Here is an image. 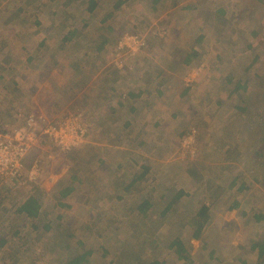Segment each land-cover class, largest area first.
Segmentation results:
<instances>
[{
  "label": "rangeland",
  "instance_id": "1",
  "mask_svg": "<svg viewBox=\"0 0 264 264\" xmlns=\"http://www.w3.org/2000/svg\"><path fill=\"white\" fill-rule=\"evenodd\" d=\"M135 1H123L125 10L118 20L108 21L119 34L108 32V41L118 40L115 47L108 46L112 54L106 52L105 63L99 58L78 61L80 54L76 52L84 46L78 43L71 50L77 67L65 66L62 82L58 71L62 67L55 58L62 57L63 50L55 51L56 43L61 42L64 30H71V22L79 21L68 12L75 10L81 16L84 7H64L63 0H37L31 6L28 0H0V132L24 129L32 121L28 132L35 136L25 157L23 176L0 189V264H69L88 252L91 255L82 264H125L116 260L133 241L143 245L139 255L145 263L261 262L252 246L264 242V220L257 222L253 217L264 216V184L258 194L251 189L234 209L229 208L233 196L220 188L238 175L233 164L222 159L228 144L221 138L225 132L222 121L235 117L232 105L246 106L241 118L253 125L250 131L239 127L243 144H251L247 139L255 140L264 128L260 86L264 74V0H164L159 15L166 18V25L157 27L153 23L159 12L150 10L154 1ZM112 4V0L103 1L102 10L87 15L92 30ZM20 7L23 12L16 15ZM64 8H68L65 13ZM129 8L134 9L132 14ZM63 21L68 25L60 29ZM48 26L54 30L46 34ZM156 28L157 33H165L159 52L165 71L157 81L151 78L148 88L137 81L123 85L126 74H142L131 60L147 54L145 48ZM43 35L49 39L48 48ZM41 41L44 44L32 50ZM126 41L129 46H124ZM249 42L259 48L251 51L259 55L254 65L230 66L226 60L227 65L222 64L221 56L229 55L224 48L243 49ZM232 53L237 54V50ZM243 68L248 71L243 72ZM105 70L109 72L106 82L100 76ZM117 75L125 79L113 84ZM113 85H122L124 90L116 88L110 102L123 105L124 101V107L134 103L132 112L104 114L100 123L94 115L88 123L84 108L92 106L99 111L100 106H96L100 102L107 105L108 91L104 92ZM137 91L142 95L137 97ZM124 94L134 99L126 100ZM14 103L18 107H13ZM71 117H78L85 133L78 147L63 152L60 140H56L59 134L53 136L46 130ZM236 147L242 148L238 143ZM243 151H247L246 146ZM260 162L250 166L260 168ZM33 166L37 176L32 180ZM148 166V177L128 186ZM244 174L252 179L249 173ZM179 190L185 195L176 212L164 215L163 210ZM30 196L40 203V215L33 220L17 212ZM215 197L222 200L212 206L210 200ZM194 198H200L211 215L198 240L192 238L187 216L193 214ZM144 202L147 210L141 211ZM176 236L187 244L191 263L179 260L167 249Z\"/></svg>",
  "mask_w": 264,
  "mask_h": 264
},
{
  "label": "trees",
  "instance_id": "2",
  "mask_svg": "<svg viewBox=\"0 0 264 264\" xmlns=\"http://www.w3.org/2000/svg\"><path fill=\"white\" fill-rule=\"evenodd\" d=\"M36 1L37 0H28V5L31 6ZM50 1H57V0H50ZM63 1H65L66 5L71 4L76 7H84V12L92 15L103 9L102 2L105 0H63ZM153 1L154 3H152V5L156 6L157 1L156 2L155 0ZM80 2L84 3L86 7L84 4L81 5ZM121 5H122V1L114 3L113 7H111L110 10L107 11L106 15L103 18L101 17V21H100L101 24H105V22L110 19L111 12H113V10L117 9ZM21 12H23V8L20 7L16 15H19ZM79 26L80 25H78V27H72L71 30H69L67 34H65L62 37L61 39L62 47L65 44L78 43L77 38L80 37V33H81V31L79 30ZM84 26H86V24H84ZM63 28L64 27L62 26L61 29ZM35 34H37V32ZM107 41L108 40L105 39L103 42H100L101 46L102 47L105 46L106 45L105 42ZM100 48L98 50H100ZM245 84H247L246 81ZM245 84L243 86H245ZM260 84H261L260 85L261 91L264 93V74L262 76V79L260 80ZM232 106L235 109V112L233 113L235 117L231 118L228 121L226 120L223 125L225 130L223 134H225V138H228V144H227V148L222 153L223 154L222 159L224 158L225 160L224 162H226L227 164L232 163L233 164V165L231 164L233 166L232 168L236 169V173L238 175L237 177H232V179L229 180L231 182L227 187L220 188L224 190V193H228L229 196H233L231 206L229 207L230 209L231 208L234 209L236 207L238 208L241 194H246V191L249 190L251 191V189L254 190L256 194H258V192L261 189V184H264V168H263L264 167V128L259 130L258 134H256L255 140L251 141L247 139L248 141L251 142L252 145L251 144L246 145L245 142L243 144L242 139H240L241 136H239L238 134L239 127L243 128L244 130L250 131L251 128H253V125L251 123L243 121V119L241 118V116L244 115L247 111L246 106H237V105H232ZM257 141L260 142V145L255 144ZM237 143L242 147L241 149H237L236 147ZM245 146L247 148V151H243V147ZM260 146H262L263 149H261ZM235 160L238 165L235 163ZM255 161H257L259 165L261 164L260 161L263 162L260 168L254 169L252 168L253 167L252 165L250 166V164H253ZM148 172H149L148 167L143 168V171L136 178L129 181L130 185L128 186L131 187L135 182V180L136 181L144 180ZM244 172L249 173L252 179L251 180L246 179V175L244 174ZM184 195L185 193L183 191L181 190L177 191V193L173 196L172 200L166 205L162 213L165 215L171 211L176 212L175 209L176 205ZM254 197L255 195H252L251 199H253ZM197 202L202 203L203 201L202 200L200 201V198H194L193 203H195L194 204L195 207L193 206V214L190 215L187 213L189 225L193 230L192 238L195 240L202 239L201 235L204 229L209 225L211 220L210 211L207 205L205 203H202L200 204L199 207H197L198 206ZM147 205L148 203L144 202L139 207V209L141 211H145L147 210ZM17 210L19 214L24 215L27 219H32V220L37 219L40 215V203L37 198L30 196L26 199V201L22 205L19 206ZM242 214L246 215V213L244 212ZM253 219L254 221L260 222L264 220V216L262 214H258L255 217H253ZM206 240L207 239H204V241ZM1 244L2 245L5 244V241H3V239L1 240ZM153 246H155V248H158V245L156 244H154ZM252 247L257 250V256L261 260V262L258 264H264L262 263V261H264V242L256 243ZM143 249L144 247L142 244H140L137 241L135 242L133 241L131 242L130 247H126V250L123 253H121L120 256H118L116 262H119L122 259L125 261V264H134L132 263L134 261H137L135 264H159L158 260H152L151 262H146V263L143 262V260L139 255V251ZM167 249L172 250V252L175 255H177L179 260L189 263L192 262L191 261L192 257H190L189 255L187 244L181 240L180 236L174 237L173 240L170 241V243H168ZM90 255L91 252L83 253L82 255L73 258L69 262V264H82L84 262H87ZM211 256L212 253L210 254V258Z\"/></svg>",
  "mask_w": 264,
  "mask_h": 264
},
{
  "label": "crops",
  "instance_id": "3",
  "mask_svg": "<svg viewBox=\"0 0 264 264\" xmlns=\"http://www.w3.org/2000/svg\"><path fill=\"white\" fill-rule=\"evenodd\" d=\"M105 1H109V0H105ZM111 1V0H110ZM123 2V1H125V0H112V2H113V5H114V3H117V2ZM127 1H132V0H127ZM177 1V0H176ZM135 2H137V3H140V4H142L143 3V0H136ZM159 4H157L156 3V5L157 6H152L151 8H150V10H151V12L152 11H154V10H156V11H158L159 13L158 14H155V15H158V18H157V22L156 23H153V24H155V26L157 27V24L160 26L161 25V23L163 24V26H165L166 24V18H164L163 20L162 19H160V11H161V5L160 4H162V3H164V0H159V2H158ZM85 5V4H84ZM113 5L111 6V7H113ZM134 5V4H133ZM64 7H67L68 5H63ZM63 6H61L60 5V7H63ZM127 6H130V5H127ZM173 6H175V4L173 5ZM85 7H86V5H85ZM185 8V7H184ZM183 8V9H184ZM68 8H64L63 10H64V13L66 12V10H67ZM132 8H129L127 11H130V13L129 14H132V12L134 11V9H132ZM125 10V4H122L121 6H119L117 9H115V10H113V12H111V16H110V18H113V19H115L116 21L118 20V17L120 16V14L123 12ZM222 10V9H221ZM230 12H232V9L230 10ZM68 13H71V15H70V17H76V18H79V21H77V22H71L70 23V25L68 26V27H78L77 25L78 24H80V26H79V30L81 31V33H80V37L79 38H77V42L78 43H80L81 45H84L81 49H79V50H77V54H80V56H78V61H81V59H83V61H86V60H89V59H100V61H101V64H104L105 63V61H104V57H105V55H106V52H109V53H111L110 52V50L109 51H107L108 49V46L109 47H111V45H113L114 47H115V45H116V43H117V40L118 39H116L115 41H114V43H111L110 41L108 42H105L106 43V45L105 46H101V44H100V42H103L105 39L106 40H108L107 39V35H108V32H110V33H117V34H119V31H118V29L116 28V26H114L113 25V23H109L108 21H106L105 22V24H101V18L99 19V21H97V24L93 27L95 30H92L91 29V27H90V25H89V22H88V17H87V15H89V14H87L86 12H83L82 13V15L81 16H78L77 15V13L75 12V10L73 11V12H68ZM106 13H107V11L106 12H102L101 13V17L103 18L105 15H106ZM170 13V12H169ZM221 13H224L223 11L221 12ZM171 14V13H170ZM81 17L83 18V20H81ZM149 18V17H148ZM150 19V18H149ZM148 19V20H149ZM213 19H210V21H212ZM65 21H66V19H65ZM125 22H128V20H127V18L124 20ZM95 22V21H94ZM68 25V22H62L61 23V25L64 27L65 25ZM84 24H86V26H84ZM61 26V27H62ZM84 26V27H83ZM153 26V25H152ZM108 28H109V31H108ZM220 27H216V30L217 29H219ZM61 29V28H60ZM157 29L158 28H156V33L155 34H152V36H151V38H150V45H148V46H146V48L145 49H147L148 51H147V54H145V55H140L139 57H137L136 59H132L131 60V58L129 59V60H131V62H134V64H136V67L138 66L139 68L137 69V72H139L140 70H142V74H140V75H136L135 76V74H134V72H132V73H129V74H126L125 76H126V79L127 80H124L125 79V77L124 76H120V75H117V78H115L112 82H113V84L115 83V82H118V81H120V80H124V82H123V85L124 84H127V83H130V81H137L138 83L139 82H142V83H144V87H142V88H148L149 87V82H150V80H151V78H153L152 80H155V81H157V76H162V74H163V72L165 71V69L163 68V67H161V60H160V58H161V56H162V51H161V48L163 49V39L164 38H162V37H164V35H165V33H157L158 31H157ZM33 30V29H32ZM54 29L51 27V26H48L47 27V29H45V33L46 34H49V33H51L52 31H53ZM111 30H113V32L111 31ZM41 31H42V29L39 31V33H41ZM62 31V30H61ZM60 31V32H61ZM95 32L94 34H91V32ZM33 32H37L38 33V30L37 29H35V30H33ZM67 32H68V28H67V30L65 31L64 30V32H62L61 34L62 35H60V40L62 39V37L65 35V34H67ZM124 32H125V30H124ZM86 36V37H85ZM221 36V35H220ZM43 37L45 38H47V36H45V35H43ZM239 39V38H238ZM240 40V39H239ZM238 40V41H239ZM47 41H49V39L47 38V40H45V42H46V47L48 48V42ZM261 41H262V39H261ZM235 42H237V41H235ZM36 43V42H35ZM78 43H71V44H65L63 47L61 46V42H58V43H56L57 45H56V49H55V51H62L63 50V55H62V57H60V58H55V56L53 57V59L55 58V61H57V64H58V62H59V64L61 65V69L59 70L58 69V71H61L60 72V76L62 77V78H60L61 80H62V82H63V68L65 67V66H67V65H69V66H71V65H74L75 67H77L76 66V64L77 63H72V59H73V57L71 58V55H73L72 54V48L76 45V44H78ZM145 43H146V41H145ZM152 43V44H151ZM238 43V42H237ZM236 43V44H237ZM245 43H247V42H245ZM250 44L249 45H251L252 44V47H250L249 45H246L245 46V48H243V49H241L242 47H239V44H237V46L239 47V48H237V49H229V48H224V47H222V48H224V49H226V50H228V52H229V55H228V57L227 56H221V58L224 60L223 61V63L222 64H226L225 63V60H226V62H227V64H230V66H234V65H244L245 67H248L249 65H254V63H255V60H257L258 59V57H259V55H256L255 53H253V52H251V51H257L259 48L256 46V45H254V43L253 42H249ZM257 43V42H256ZM32 44H34V43H32ZM32 44L30 45V48H32ZM44 43L41 41L40 43H39V45H37V43L33 46V49L32 50H36V47H37V49H38V47L39 46H42ZM54 44V43H53ZM129 44H130V42L129 41H126V43H125V45L124 46H129ZM37 45V46H36ZM100 46H101V48H100ZM143 47V46H142ZM89 50H88V49ZM100 48V50H98ZM234 50H237V54H235V53H232V51H234ZM74 51V50H73ZM161 51V53H159ZM249 52H251V54L249 53ZM55 53V52H54ZM54 53H53V55H54ZM64 53H66V54H64ZM127 53H129V52H127ZM112 54V53H111ZM76 55V54H75ZM238 55V56H237ZM68 56V57H67ZM88 56V57H87ZM113 56V55H112ZM142 56V57H141ZM115 57V56H114ZM86 58V59H85ZM53 59H51V58H49L48 60H50L52 63L53 62H55V61H53ZM127 59H128V57H127ZM255 59V60H254ZM137 60H140V62H137ZM61 62V63H60ZM95 63V64H94ZM93 64V67H94V69H96V62H94ZM116 63H117V61H116ZM139 64V65H138ZM226 64V65H227ZM97 65H99L98 63H97ZM100 66V65H99ZM112 67V69L117 73V70H115L116 68L115 67H113V66H111ZM246 71H248V70H246L245 68H243V72H246ZM119 72V71H118ZM136 72V73H137ZM108 71L107 70H105L104 71V73L103 74H100V76H101V78L103 79V81L104 82H106V78H109L107 75H108ZM114 74V73H113ZM135 76V77H134ZM212 76V75H211ZM98 80H100V77L98 76V79H97V81ZM225 81H227L228 80V78L227 77H225V79H224ZM96 81V82H97ZM155 81H153V82H155ZM65 82H67V81H65ZM53 84L57 87V88H62V86L60 85V84H57V83H55L54 82V80H53ZM120 86H122V85H118V86H116V85H113L112 86V88L111 87H108V88H106L105 89V92L104 93H107L106 91H108V93L105 95L106 96V98H107V105H104L102 102H100L99 103V105L98 106H96V107H99V111H97L96 110V108L95 107H92V106H87L86 108H84V114L86 115L85 116V120H87V122L88 123H90V120H92V116H94V115H97V116H95L93 119H99V120H97V121H99V123H100V121H104L103 120V116L102 115H104V114H113V113H115V114H118V113H122V112H124L125 110H126V112L127 113H131L132 112V107H133V105H134V103L132 104V105H130L129 107H124V104H125V102L123 101V105H119L120 104V101L118 102V101H112V102H110L111 100L110 99H112L113 98V93H114V90L117 88H119ZM44 87V89H45V91H46V86H43ZM237 87H239V85H237ZM99 89V88H98ZM119 89H122V90H124V88L123 87H120ZM55 91H58V89H54ZM96 90V89H95ZM131 91H133L132 89H131ZM232 91L233 90H231L230 92H229V95H231L232 94ZM14 92V91H13ZM19 93H21V90L19 91ZM137 94H136V96L137 97H139L140 95H142V93H141V91H137L136 92ZM132 94H134V93H132ZM114 95H115V93H114ZM126 100H131V99H134L133 97V95H131V97H128L126 94H124V96H123ZM97 99V98H96ZM125 99H123V100H125ZM125 100V101H126ZM101 101V100H100ZM97 103V102H96ZM123 106V107H122ZM13 107H18L17 106V103H14V105H13ZM118 112V113H117ZM98 113V114H97ZM99 114H101V115H99ZM222 119H224V116H222L221 117ZM112 120V119H111ZM117 120H118V118H117ZM228 121V120H230V119H228V117L227 118H225L222 122L224 123L225 121ZM111 123H113L112 121L111 122H108L107 124H111ZM89 125V124H88ZM110 126V125H109ZM114 126V124L111 126V128ZM243 129V128H242ZM244 130V129H243ZM110 138H112V137H110ZM221 138H223V140L225 139V134H224V136L223 137H221ZM87 140H89V139H87ZM226 140L228 141V138H226ZM110 143H112V144H114V142H110ZM86 144V143H85ZM85 146V145H84ZM237 160V159H236ZM235 160V161H236ZM148 168H149V172L151 171V169H150V167L148 166ZM234 170H236V169H234ZM148 172V173H149ZM147 177H148V175H146ZM146 177V178H147ZM231 181H229V183H230ZM229 183H227V184H229ZM250 193H252V192H250V190L249 191H246V194H241V196H240V201H241V199H243V198H245L246 196H248ZM222 200V198L221 197H215V198H213V199H211L210 201H211V205L213 206L214 204H216V203H218V201H221Z\"/></svg>",
  "mask_w": 264,
  "mask_h": 264
},
{
  "label": "built area",
  "instance_id": "4",
  "mask_svg": "<svg viewBox=\"0 0 264 264\" xmlns=\"http://www.w3.org/2000/svg\"><path fill=\"white\" fill-rule=\"evenodd\" d=\"M61 123L59 126L49 127L46 131H50L53 136L59 134L56 140H60L61 151L67 152L79 146L85 129L80 125L78 117L67 118ZM26 126L31 127L32 121L27 122ZM28 127L15 128L11 132H0V189L8 181L17 180L24 174L25 157L35 139L33 133L28 132ZM32 168L35 169L34 166ZM35 171L33 170L32 177H29L32 180L37 176V169Z\"/></svg>",
  "mask_w": 264,
  "mask_h": 264
}]
</instances>
